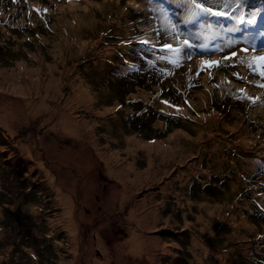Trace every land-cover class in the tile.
<instances>
[{"label":"rangeland","instance_id":"obj_1","mask_svg":"<svg viewBox=\"0 0 264 264\" xmlns=\"http://www.w3.org/2000/svg\"><path fill=\"white\" fill-rule=\"evenodd\" d=\"M94 1L111 4L102 9L88 6L84 30L77 36L71 32V26L79 22L73 20L76 15L72 7L51 17L41 6L44 4L29 8L17 2L29 4L30 0L0 1L4 6L0 12V102L23 107L28 97L9 90L5 74L23 71L26 64L58 62V71L64 76L62 92L49 99L65 106L72 94L71 84L80 80L88 83L95 108L87 111L82 104L72 111L79 119L94 114L100 147L119 151L124 160V182L118 184L102 164L92 166L96 167L98 186L87 199L79 183L76 200L86 219L79 222V251L75 252L70 249L71 237L65 226L50 222L59 213L57 210L63 211V196L70 183L57 187L49 184L35 160L41 153L42 161L53 166L56 173H76L74 165H56L49 159L51 150L44 135L54 133L52 123L43 120L35 127L39 122L36 117L32 119L34 124L24 121L15 133L0 124V131L13 137L9 140L11 151L0 145V162L13 157L0 169V264L263 263L253 253L264 254V240L251 245L250 238H257L264 229V215L253 208H264L259 202L264 192V155H253L256 148L264 152V62L252 59L258 54L243 51L244 43L217 39L204 47L199 45L206 51L201 54L175 56L169 51L159 55L156 49H142L140 53L114 56L111 46L97 47L99 37L110 33L111 42L116 43L135 39L133 36L138 35L134 29L142 23H130L125 4ZM129 2L134 7L135 2ZM150 7L143 22L152 17L155 26L164 24L161 6ZM66 17L72 25L64 22ZM124 24L126 27L121 28ZM182 27L176 30L177 36L192 40L222 33L214 24ZM149 36L157 38L153 29ZM64 37L69 41L62 44L59 55L53 45ZM233 50L237 56L225 60ZM86 54L89 64L85 69L76 68L75 62L86 58ZM177 77L184 78L185 83L174 85ZM105 107L111 110L101 114ZM175 135L182 137L188 149L182 159L161 170L159 145L168 146ZM32 137L39 141L34 144L33 156L21 149ZM51 137L58 149L78 147L74 146L75 137L59 133ZM5 142V136H1L0 144ZM9 165L14 170L7 171L5 166ZM148 174L154 175V181L143 183ZM113 187L131 198L112 205L108 197ZM137 203L141 205L138 220L143 227L131 219ZM29 204L33 211L27 209ZM87 216L105 224L100 231L104 237L99 233L91 236L98 242L93 247L81 241L89 233ZM245 219L249 222L244 223ZM97 223H93L94 228ZM135 240L143 243L140 250H133ZM96 250L104 257H96Z\"/></svg>","mask_w":264,"mask_h":264},{"label":"bare ground","instance_id":"obj_2","mask_svg":"<svg viewBox=\"0 0 264 264\" xmlns=\"http://www.w3.org/2000/svg\"><path fill=\"white\" fill-rule=\"evenodd\" d=\"M107 4V2L104 3V7H106ZM69 5L75 11L76 17L78 16L79 22L76 26H73V22L69 20L65 21V23L72 25L71 32L73 35L77 36L84 30V13L86 12L89 14L87 8L92 5V2L89 0L86 6L81 9L78 8L80 5L78 3H70ZM203 35L205 36V34ZM68 41L69 37H64L54 43L53 46L57 49L59 55L62 53V44L68 43ZM75 43L78 44L77 41H75ZM84 46V43L80 45V50H82ZM71 47L73 48L74 45ZM121 50L126 53L122 48ZM59 68L60 65L58 62L50 64L40 62L38 64H26L23 71H14L10 74H5V77L10 81V90L12 92H19L23 95H28V97L25 98L26 104L23 105V107L16 103H7V101L5 103L0 102V124L7 128L9 132L15 133L24 121L26 122L29 120L30 123H33L32 119H35L36 117L39 121L37 122L38 125L43 120L52 123L51 130H53L54 133L44 135L47 140L46 146L51 150L49 159L56 165H74L76 167V173L73 174L71 171L56 173L53 166H48L46 162L42 161V158L40 157L41 153H37L35 160L49 184L57 187L62 183H70V187L69 185H66L69 188L64 192L63 196V213L60 220L54 224V226L57 224H63L65 226L68 236L71 237V239H69L71 249L77 252L79 240L76 231L79 230L80 220L86 219L84 213L80 210L82 205L78 204L76 200L79 183H81L82 190L86 194L85 198L87 199V197L91 195L98 186V181L95 177L96 167L92 166L103 164L106 173L114 178L119 184V182H124L125 163L119 151H111L109 150V147H100V140L95 137V131L98 127L94 125V114L88 115L85 119H79L72 111V109L78 108L82 104L87 111H92L95 108L94 103L91 101L93 95L91 94V89L88 83L84 80H80L79 83H72V94L65 106L55 105L49 99L50 97L59 96L62 92L64 76L62 72L59 73ZM43 70H45V73H43ZM35 94L40 96L35 98L33 97ZM110 110V108L105 107L102 109L101 114H105ZM57 133L64 136L75 137L77 144L74 146L78 147H65L63 149H58L56 143L52 141L51 137ZM201 135L202 134H200V136ZM129 138L130 137H127L126 139ZM35 143H39V141L32 137L27 143L21 145L22 151L33 156L34 151L36 150L34 146ZM187 149L186 142L183 141L182 137L176 135L169 139L168 146L159 145V168L161 170L168 168L174 160L182 159ZM156 175L158 179L159 170ZM153 178L154 175L148 174L143 183H151L154 181ZM130 198L131 196L126 198L123 191L113 187L110 191L108 200L114 205L116 202L124 201L125 203ZM86 199L81 203H84ZM111 207L112 206H110L109 209ZM140 207L141 205L139 203L134 206L135 210L132 212L131 219L141 225V221L138 220L140 216L138 210ZM27 209L33 211L34 207L29 204ZM90 216H87L88 221H90ZM149 217L150 215L147 218ZM147 222L148 220L145 221L144 227H146ZM248 222L247 219L244 220V223ZM106 224L107 230H110L109 224ZM88 226L87 229L90 231L93 228V224L88 223ZM103 226H105V224H103ZM131 231L134 234H137L136 230L132 229ZM93 233H95L94 230L92 233L90 232V237ZM97 233L101 235L100 231ZM89 242H91L90 245L92 247L98 245V242L95 240L90 239ZM142 247L143 243L141 241H133L132 248L134 251L140 250ZM92 257L94 261V255H92ZM66 264L72 263L66 261Z\"/></svg>","mask_w":264,"mask_h":264},{"label":"trees","instance_id":"obj_3","mask_svg":"<svg viewBox=\"0 0 264 264\" xmlns=\"http://www.w3.org/2000/svg\"><path fill=\"white\" fill-rule=\"evenodd\" d=\"M84 1L85 0H48V1L30 0L29 4H27L25 2H17V3L24 4V5L28 6L29 8L37 7V5L44 4L41 6L44 7L45 9H47L51 13V15H52L51 17H54L55 15L59 16L60 15L59 13L65 11L68 7H70V5H69L70 3H82ZM90 1L92 2V5H95L97 7V9L105 8L104 3H106V2L99 5V4H97L98 3L97 1H94V0H90ZM131 1L135 2L134 7L131 6L132 4H131V2H129V0H124V1L123 0H116V3L122 4V5L125 4V7H129L128 9L130 12V20H129L130 23L131 22L142 23L141 26H138L134 29L138 36L134 35L133 37L135 39H129V40L123 41L121 43H116V42H111L112 40L110 38L113 36L112 34H110V33L102 34L99 37L98 41H100V42H99L97 47L98 48L100 46L103 47V45L104 46H111V48H113V50L116 53L115 46L125 45V50L127 53H129V52H132L135 49H137V47L141 44L140 40L143 39V41L150 42V46L151 47L154 46L156 48V52H159V55L167 54L169 52V50L164 49L163 44H165V43H173V44L179 43L178 38L177 37L173 38L174 33L171 30H169V28H168L169 23H171V19L167 15H165V17L163 18L164 24L158 23V25H156V26L153 24L152 17H150L149 20L143 22L144 18H146L148 15V5H150L148 3V0H131ZM240 1H243L248 6L249 0H240ZM87 2H89V0H87ZM158 2H159V5H164L166 7L169 14L170 13L174 14L176 16L177 20L182 19L187 14V10H186L185 4H184V0H158ZM86 4H85V6H86ZM108 4H111V3H108ZM78 8L81 9V8H84V6H81V4H80L78 6ZM150 10H151V7H150ZM228 11H229V9H228ZM257 13L259 15V19L256 20V18H254L256 20V23L253 25H249L247 23L240 24L239 21L235 20V19H233V23L237 29H240L239 31H241V32H244L248 26H251L252 31L255 33V37L258 39H262L261 43H264V0H262V3L260 4V8L257 11ZM73 18H74L73 20H75V19H76V21L79 20L78 16L73 17ZM84 18H85V15H84ZM65 21H68L67 17L65 18L64 22ZM123 27H126V24L121 26V28H123ZM157 27H158V29H157ZM152 29H153V35L157 36V38L155 40H152L151 37L149 36ZM164 40H166V41L164 42ZM183 54L184 53H179V55H178V53L175 52V56H182ZM114 56H116V55L114 54ZM104 58H105V56H104ZM89 59H90V57H88V54H86V58L78 60L75 62L76 68L85 69L87 64H89V62H88ZM184 83H185L184 78L177 77L174 80V85H176V86L182 85ZM37 125L38 124H34V126H37ZM4 133H6V134H4ZM4 133L0 131V137L5 136V139L7 141H9L10 140V134L7 132H4ZM0 145L3 146V148L5 147L7 149L6 151H11V149L13 147V145H10L9 142H5L4 144H0ZM255 150L257 152V154L255 156H257L259 158L262 157L260 154V152H261L260 148H256ZM6 151H3V153H5ZM17 153L18 152H16L15 154H17ZM12 158L13 157L3 158V159H1V162L6 163V162L10 161ZM1 162H0V168L2 166ZM5 169L7 171H11L12 169L14 170V167L9 165V166H5ZM253 208H254V212L257 211V212L262 213L264 215V208H260L257 206H254ZM57 212H59V213H57ZM57 212H55V213H57V216L50 219V222L53 224L60 220L61 215L63 213V211H58V210H57ZM86 221H88V220H86ZM88 222L92 223V224L94 222H99V224L98 223L96 224L97 225L96 228H94L95 225H93L92 229L94 230L95 233H97L98 231H101V229L103 227L101 220L95 218L94 220H90ZM86 231L85 232L88 233L89 230L86 229ZM80 235L77 237L79 240H80ZM62 239H64V238H62ZM90 239H91V237H90V231H89L88 235L86 234L85 236H83L81 238V241L90 244L91 243V242H89ZM263 240H264V229L261 232H259L257 238H254V237L250 238L251 245H253L254 243L259 245L262 243ZM57 242H60V240H57ZM69 246L71 249V244ZM77 251H79V246H78ZM98 254L99 253H97L96 257L103 258V256L98 255ZM253 254H255L257 257L259 256V258H261L263 261V263H259V261L257 260L256 261L257 264H264V254L263 255H260L257 253H253ZM247 257L248 256H246L245 258H247ZM252 263L256 264L255 262H252Z\"/></svg>","mask_w":264,"mask_h":264},{"label":"snow or ice","instance_id":"obj_4","mask_svg":"<svg viewBox=\"0 0 264 264\" xmlns=\"http://www.w3.org/2000/svg\"><path fill=\"white\" fill-rule=\"evenodd\" d=\"M233 3H235L236 10H239L241 7L240 0H184V4L187 10L189 19H196L201 16H209V17L232 18V19L238 20L240 24L247 23L249 25H253L256 23V20L254 19L257 15L256 12L250 13L251 18L247 20H245L241 16H233L232 13L228 11V9L232 8ZM206 4L209 6L205 7ZM45 11H47V9H45ZM159 11H161L162 13H166V10L163 8H160ZM207 26L210 27L211 24H207ZM173 28H177V25L173 24ZM234 30L239 31L240 29H234ZM175 35H178V33L174 34L173 38H175ZM192 47H194V45L188 39H183L179 43H176V44H173V43L163 44L164 49L173 51L176 53H184L185 55H190V53L187 52V49H191ZM201 47H204V45H201ZM243 51L247 52L248 49H243ZM253 51H255V49H253ZM260 51L264 53V49H261ZM235 56H237V52L233 50L231 52V55L224 57V59L229 60ZM252 59L254 61L264 62V55H259V56L254 55ZM204 63L218 64L219 62L218 61H213V62L205 61ZM253 70H256V69L253 67ZM261 74L264 75V64L261 65ZM235 75H238V73ZM165 103H167V101H165Z\"/></svg>","mask_w":264,"mask_h":264}]
</instances>
